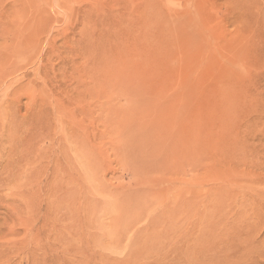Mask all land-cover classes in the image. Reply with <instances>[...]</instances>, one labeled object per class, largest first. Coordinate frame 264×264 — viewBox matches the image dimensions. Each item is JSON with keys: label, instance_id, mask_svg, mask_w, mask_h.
Returning a JSON list of instances; mask_svg holds the SVG:
<instances>
[{"label": "rangeland", "instance_id": "rangeland-1", "mask_svg": "<svg viewBox=\"0 0 264 264\" xmlns=\"http://www.w3.org/2000/svg\"><path fill=\"white\" fill-rule=\"evenodd\" d=\"M0 264H264V0H0Z\"/></svg>", "mask_w": 264, "mask_h": 264}, {"label": "bare ground", "instance_id": "bare-ground-1", "mask_svg": "<svg viewBox=\"0 0 264 264\" xmlns=\"http://www.w3.org/2000/svg\"><path fill=\"white\" fill-rule=\"evenodd\" d=\"M253 248V247H252ZM253 250H254V248H253Z\"/></svg>", "mask_w": 264, "mask_h": 264}]
</instances>
